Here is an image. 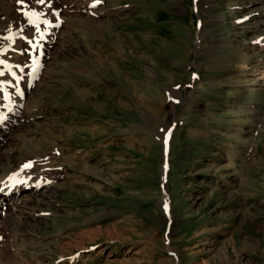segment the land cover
Segmentation results:
<instances>
[{
    "label": "rangeland",
    "instance_id": "1",
    "mask_svg": "<svg viewBox=\"0 0 264 264\" xmlns=\"http://www.w3.org/2000/svg\"><path fill=\"white\" fill-rule=\"evenodd\" d=\"M257 1L108 0L93 14L64 0H0V46L12 37L27 78L42 24H29L20 3L22 14L37 7V17L59 10L62 19L24 122L0 150V178L28 160L50 182L28 202L43 215L0 221V264H64L74 254L69 264H264ZM109 7L118 13L106 22ZM16 89L0 75V104Z\"/></svg>",
    "mask_w": 264,
    "mask_h": 264
},
{
    "label": "bare ground",
    "instance_id": "2",
    "mask_svg": "<svg viewBox=\"0 0 264 264\" xmlns=\"http://www.w3.org/2000/svg\"><path fill=\"white\" fill-rule=\"evenodd\" d=\"M95 1L96 0H66V1L64 0V2H65L64 6L67 7V8L69 6L70 7L75 6V7H72V8H75L76 12L80 8L81 9H87L88 11L92 12L93 14L97 13L98 10L101 7H104V6L108 7L109 6L108 0H103V3H101V4L97 5V6H94V2ZM262 5L264 6V0L257 1L254 4V6H256V7H254L255 8V12L258 11V9ZM115 8L111 7L110 10H106V11L103 12L102 16L106 18V19H104L106 22H107V20L113 19L116 16V14L118 13V10H116ZM123 10L124 9H121V11H123ZM54 11H56V10H54ZM63 11L65 12V11H68V10L66 8H64ZM73 11H74V9H73ZM52 18H54V17H52ZM27 20H28L29 24L32 23L33 25H35L34 21L31 18H29V19L27 18ZM97 20H98V18H93L92 21L97 22ZM56 21H57V19L52 20V21L50 20V22H56ZM98 23H100V22H98ZM50 27L51 28L50 29L48 28V30H50L52 32L51 36H48L46 40H43L41 38V36H39L40 37L39 40L44 42V47H43L44 57H46V55H48L49 52H52L55 49V47L57 46V44H58V43H56V37H55V35L53 33V32H55L57 30V28H54L53 26H50ZM263 30H264V26H263ZM197 41H198V39H196V45L198 46ZM32 44L33 43H31V45ZM33 45H35V43ZM7 48H11V49L7 50ZM196 49H197V47H196ZM35 50H36V46H34V51ZM18 52H19V50L15 46V43H14L12 37H10L9 39H5L4 44L0 46V75L3 76L5 74H11V76L17 77L16 79L22 84L21 89H16L17 91L14 90V92H11V91L10 92H5L4 96H3V103L1 102V104H0V111H1L0 112V116H5L4 122L2 123V125H0V150L11 139V136H12L13 132L15 130L16 131L19 130L18 126L22 122H24V111H23L22 107L26 105V100L29 98L31 92L35 90L34 88H36V85H37V83H36L37 81L34 80L32 87L29 89L28 86L26 85L27 84V80L26 79H28V78L25 77V76L20 75L24 71L18 67L19 63L17 64V61L15 60L16 56H18ZM31 52L29 53L30 56H31ZM241 66H244V64H242ZM246 79L250 80L251 77L249 75H247ZM14 80H15V78H14ZM15 82H16V85H17V81L16 80H15ZM24 82H25V86H24ZM35 83H36V85H35ZM34 85H35V87H34ZM32 88L34 90H32ZM144 88H145V86H144ZM141 90H142V88H141ZM164 137H165V133H164L163 138ZM160 140H162V138ZM26 144L28 146H30V147L35 145V144L32 145L29 142H27ZM54 150H53V152H55ZM26 161L28 162V160H26ZM26 161L21 162L20 164H18L16 170H14L8 177L0 178V187H2V190L7 188V182L10 179H12V178H14L16 181L23 180L22 185L16 187V189L18 188L20 192L17 195L16 194L13 195V196H15L14 199H13V196H11V197H9L7 199H5V198L2 199V197H0V221L6 215H11L14 218L16 217L15 219H17L18 222L24 223V224H27V223H29L31 221L32 222L41 221V218H42L43 214L33 211V209H31V207L28 205V202H30L31 199L34 198L36 195H39L43 191H46L49 188L50 182L48 180L44 179L45 176L41 172H39L37 170H33L31 168L28 169L27 167H26V170H19V167L21 169V164L25 163ZM167 162H168L167 161V155L164 154V165L163 166H165V164ZM165 173L166 172L163 169L162 170L163 177L165 176ZM13 211H14V213H11ZM169 212H170V208H169ZM33 254H34V252H33ZM61 255H60V257H61ZM64 259H66V258H64ZM77 259H79V255L78 254L71 255L64 261L65 262L64 264H69L70 262L73 263Z\"/></svg>",
    "mask_w": 264,
    "mask_h": 264
},
{
    "label": "snow or ice",
    "instance_id": "3",
    "mask_svg": "<svg viewBox=\"0 0 264 264\" xmlns=\"http://www.w3.org/2000/svg\"><path fill=\"white\" fill-rule=\"evenodd\" d=\"M29 165H25V167H28Z\"/></svg>",
    "mask_w": 264,
    "mask_h": 264
}]
</instances>
